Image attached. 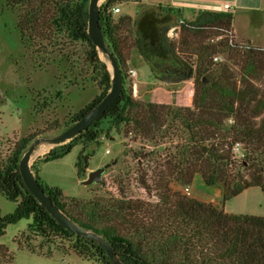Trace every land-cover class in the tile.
Returning a JSON list of instances; mask_svg holds the SVG:
<instances>
[{
	"label": "trees",
	"instance_id": "trees-1",
	"mask_svg": "<svg viewBox=\"0 0 264 264\" xmlns=\"http://www.w3.org/2000/svg\"><path fill=\"white\" fill-rule=\"evenodd\" d=\"M3 1L8 8H20L16 29L20 41L28 47L38 41L49 45L57 35L87 47V62L98 74L94 82L100 93L71 116L65 129L85 116L110 88V75L86 34L88 0ZM131 2L105 0L98 9L105 49L121 74L122 89L117 100L67 145L49 150L39 161L60 159L80 141L74 169L82 181L90 157L84 151L97 140L102 122L120 125L123 135L130 127V131L149 138L169 118L176 139L173 155L162 161L164 170L158 172L151 187L144 185L148 192L154 191L156 202L148 205L110 196L66 202L61 190L43 184L37 169L31 167L36 181L52 204L72 222L100 236L121 264H264V218L228 215L210 203L187 198L169 188L172 182L189 186L199 174L205 185L222 180V203L253 187L264 198V80L260 89L252 83L263 77L264 49L234 42L230 12L202 11L185 21L170 7L157 6L142 11L135 20L128 16L113 19L114 6ZM173 17L180 21L174 42L165 38ZM130 51L142 60L155 81L162 82L166 76L191 79V106L174 109L133 99L131 83L124 74ZM222 54L236 68L235 74L213 61ZM59 94L55 93L57 97ZM223 115L230 117L231 124L226 134H219L216 126ZM35 137L28 135L13 143L6 161H0V195L15 203L10 213L0 215V237L8 225L29 220L27 229L46 239L51 234L67 243L66 247L54 246V251L111 264L95 242L75 236L57 224L23 185L17 164ZM236 143L243 147L245 178L231 159L230 151ZM45 255L49 257L51 252L47 250ZM0 264H11L7 249L1 244Z\"/></svg>",
	"mask_w": 264,
	"mask_h": 264
},
{
	"label": "rangeland",
	"instance_id": "rangeland-1",
	"mask_svg": "<svg viewBox=\"0 0 264 264\" xmlns=\"http://www.w3.org/2000/svg\"><path fill=\"white\" fill-rule=\"evenodd\" d=\"M104 1L101 0L100 4ZM143 1L148 8L154 3V0ZM116 6L120 14H112L113 19L126 16L125 14L136 19L140 15L136 3ZM20 12V8H8L0 0V161H6L12 152L13 143L28 135H36L38 142L30 156V169H37L43 184L60 189L66 202L70 199L88 202L110 196L153 205L156 202L154 191L148 192L146 187H151L158 172L164 170L162 161L173 155L176 144L171 133L173 124H170L169 118L159 134L155 133L149 138L130 131V127L127 134L123 135L120 125L116 127L111 122H102L97 140L84 151L90 155L84 179L87 172L107 165L100 175L101 184L83 186L75 175L74 162L81 148L80 141H76L78 144L60 159L39 161L49 150H58L70 142L68 139L54 144L50 140L64 130V125L74 113L99 95L100 90L94 82L98 74L89 66L86 58L87 47L80 41L67 40L57 35L49 45L38 41L28 47L25 42H21L16 29ZM234 13V42L248 46L247 40H250L252 45L249 46L264 49V16L248 18L236 12L234 17ZM178 22L174 18L171 26ZM96 55L109 71L106 55L99 51ZM215 62L224 64L233 74L236 73V68L224 54ZM142 66L136 71L137 79L146 81L149 71L145 65ZM127 67L129 66H126L124 74L131 83L132 98L144 102L141 100L146 98L143 93H135L132 88L133 77L128 76ZM263 80L264 71L259 81L252 82L253 86L260 89ZM57 91L60 92L58 97L55 95ZM169 91L175 89L169 88ZM168 95L173 98V93L169 92ZM169 106L179 108L174 104ZM230 124V117L223 115L220 123H217V132L226 134ZM174 125L179 126L177 122ZM184 135L182 133V137ZM235 148L230 151L231 159L237 165L239 174L245 178L241 164L243 147L239 144ZM169 188L187 198L210 203L228 215L264 218V198L256 187L248 188L224 203L221 202L222 180L205 185L197 174L189 186L172 182ZM14 207L15 203L0 195V215L10 213ZM29 222L22 219L8 225L4 235L0 237V244L7 249L11 264H98L82 260L72 252L54 251V246L66 247L67 243L51 234L47 239L37 235L33 229H27ZM47 250L51 252L49 257L45 255Z\"/></svg>",
	"mask_w": 264,
	"mask_h": 264
},
{
	"label": "water",
	"instance_id": "water-1",
	"mask_svg": "<svg viewBox=\"0 0 264 264\" xmlns=\"http://www.w3.org/2000/svg\"><path fill=\"white\" fill-rule=\"evenodd\" d=\"M99 5L100 0H88L86 8V34L94 48L106 55L108 59L110 66V70L108 71L110 75V88L108 92L101 98V100L93 108H91L85 116L65 128L61 131V133L52 138L50 141L54 144H58L71 139L78 135L85 128L90 126L109 107L114 104L122 89L120 71L112 55L107 53L101 35L98 22ZM37 142L38 141L35 140L27 147L17 164L18 173L27 191L57 224H59L61 227H63L71 234H74L75 236L86 238L95 242L104 251L107 258L111 261V264H121L118 257L100 236L91 231L80 228L78 225L72 222L62 211L54 206L49 198L45 195L44 191L36 181L29 165L30 156ZM106 167L107 165H104L93 171L87 172L85 179L82 180L80 184L83 186H88L93 183L101 184L102 182L100 180V175Z\"/></svg>",
	"mask_w": 264,
	"mask_h": 264
},
{
	"label": "crops",
	"instance_id": "crops-1",
	"mask_svg": "<svg viewBox=\"0 0 264 264\" xmlns=\"http://www.w3.org/2000/svg\"><path fill=\"white\" fill-rule=\"evenodd\" d=\"M133 3L138 4L140 13L144 10H152L157 6L170 7L178 15L181 20L191 21L193 17L202 11L208 12H240L243 16L250 18L264 16V0H154L152 7L148 8V5L143 0H132ZM227 4L228 9H224L223 5ZM234 13V17H235ZM129 18L133 19L129 15L125 14ZM233 16V14H232ZM244 16V17H245ZM175 17H173L174 19ZM233 38L236 39L232 28ZM248 44L252 45L250 40H247ZM263 48V47H262ZM127 69H131L135 72V76L132 81V88L134 92L143 93L146 98L141 99L146 103H155L163 105H176L179 107H190L193 93L192 80H178L173 76H166L162 82L155 81L150 72H148L147 80L140 81L137 79V70L141 69L145 65L142 60L132 51L128 53ZM146 66V65H145ZM147 67V66H146ZM149 71V70H148ZM170 81V82H169ZM169 88L175 91H169ZM173 93V98L168 93Z\"/></svg>",
	"mask_w": 264,
	"mask_h": 264
},
{
	"label": "built area",
	"instance_id": "built-area-1",
	"mask_svg": "<svg viewBox=\"0 0 264 264\" xmlns=\"http://www.w3.org/2000/svg\"><path fill=\"white\" fill-rule=\"evenodd\" d=\"M223 8H224V9H228L229 6H228L227 4H224V5H223ZM111 11H112V14H113V15H119V14H120V10H119V8H118L117 6L113 7V8L111 9ZM179 26H180V21L177 23V25H175V26H170V27L165 31V38H166L167 40H169V41H172V42L176 41L177 38H178V30H179ZM217 59H218V58H214L213 61H216ZM127 74H128V76L131 77V78L135 76V72H134L133 70H131V69L127 70ZM237 145H239V144L236 143V144H234V145L232 146V148H231V152H232V150L236 149L235 147H236ZM105 153H106V152H105ZM185 190H186V189H185Z\"/></svg>",
	"mask_w": 264,
	"mask_h": 264
},
{
	"label": "bare ground",
	"instance_id": "bare-ground-1",
	"mask_svg": "<svg viewBox=\"0 0 264 264\" xmlns=\"http://www.w3.org/2000/svg\"><path fill=\"white\" fill-rule=\"evenodd\" d=\"M101 1V0H100Z\"/></svg>",
	"mask_w": 264,
	"mask_h": 264
}]
</instances>
